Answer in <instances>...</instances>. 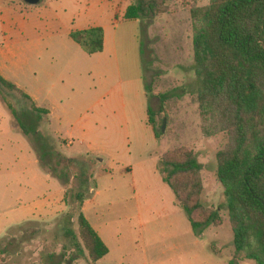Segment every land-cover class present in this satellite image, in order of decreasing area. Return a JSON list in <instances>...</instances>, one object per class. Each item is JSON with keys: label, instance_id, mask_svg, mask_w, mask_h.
Returning a JSON list of instances; mask_svg holds the SVG:
<instances>
[{"label": "rangeland", "instance_id": "374dc122", "mask_svg": "<svg viewBox=\"0 0 264 264\" xmlns=\"http://www.w3.org/2000/svg\"><path fill=\"white\" fill-rule=\"evenodd\" d=\"M73 2L80 4L69 26L103 8L102 0ZM193 2L206 6L210 0H174L167 15L119 22L109 33V47L118 52L111 70L81 69L86 59L59 44L48 46L57 43L49 40L37 50V44L27 43L20 68L9 66L5 75H18L28 95L37 92L34 102L47 114L35 112L30 100L0 82V245L5 252L0 264H92L79 236L75 189L84 190L82 212L109 248L97 264L264 260L254 233L243 252L234 247L231 200L216 174L217 153L229 139L203 132L193 71L188 5ZM150 108L156 113L165 108L161 118L168 116L165 131L160 115L154 118L158 137L149 123ZM178 147L191 149L202 164L203 203L221 210L223 226L194 230L176 204L160 158ZM69 230L77 241L67 236Z\"/></svg>", "mask_w": 264, "mask_h": 264}, {"label": "trees", "instance_id": "16d2710c", "mask_svg": "<svg viewBox=\"0 0 264 264\" xmlns=\"http://www.w3.org/2000/svg\"><path fill=\"white\" fill-rule=\"evenodd\" d=\"M173 1L137 0L128 7L125 19L167 15ZM188 5L193 21V71L203 132L207 137L225 133L229 139L217 153L216 174L231 200L228 214L234 247L238 253L243 252L254 233L264 256V0H210L206 6L195 2ZM70 37L88 55L104 51L105 31L101 27L76 30ZM0 82L31 100L1 75ZM32 106L35 112L47 114L45 109L33 103ZM159 112L148 110L149 123L157 137L160 134L155 116L160 115L161 125L168 119L167 115L161 118L165 108ZM13 114L18 119L15 111ZM160 163L165 170L164 182L174 193L176 204L185 211L191 227L204 230L223 226L221 210L203 203V167L195 153L188 147H178L162 154ZM73 198L81 210L77 218L81 242L91 263L97 264L107 257L109 248L82 212L84 190L75 189ZM76 211L70 218L76 216ZM67 236L77 241L73 230ZM3 253L0 245V260ZM254 259L264 264V260L256 256Z\"/></svg>", "mask_w": 264, "mask_h": 264}, {"label": "crops", "instance_id": "0c3cea01", "mask_svg": "<svg viewBox=\"0 0 264 264\" xmlns=\"http://www.w3.org/2000/svg\"><path fill=\"white\" fill-rule=\"evenodd\" d=\"M76 1L79 2L80 0ZM135 2V0H102L103 8L101 10L93 11L83 17L79 16V25H77V21L74 20L75 25L72 24L69 26L72 10L75 6L79 5L80 2L79 4H76L73 0H44L41 4L32 6L27 4L24 0H0V75L9 82L13 81L14 85L27 94L22 90L25 87H23V83L19 76L11 73L12 77H9L5 75V72H9L11 68H9V66L12 64H16L17 67L21 65V61L27 56H25L27 43L37 44L35 46V50H37V47L41 46L42 40L56 41L57 43L55 45L48 46L55 47L59 44L66 52H74L77 59H86L87 65L82 63L81 69H90V73L91 70L98 71V69L107 68L111 70L117 62L116 58L118 52L116 49H111L109 47V33L113 35L112 29L115 28L119 22L122 24L129 22H143V20L140 19H125L128 7ZM92 27H101L104 29L105 48L103 52L90 56L82 48L83 52L78 48H73L75 46L70 42L73 41L70 34L74 30L80 31ZM73 43L76 42L73 41ZM106 53L109 55L108 59L102 56ZM112 53H114V57H112ZM87 57H97L100 61L92 62V60ZM73 65L79 66V63L76 62L73 63ZM70 68L71 66L68 67V70ZM79 70L80 69L78 68V71ZM22 74H24V70L22 71ZM25 90L27 91V89ZM29 95L33 98V101ZM29 95L28 96L31 98L30 101L36 105L39 96L37 95V92H35L34 95L29 93ZM59 195L61 198V191L59 192ZM85 206L86 205L84 204L83 209H85ZM56 207H60V205L57 204ZM53 211L51 212L56 213L55 210Z\"/></svg>", "mask_w": 264, "mask_h": 264}, {"label": "water", "instance_id": "95a60500", "mask_svg": "<svg viewBox=\"0 0 264 264\" xmlns=\"http://www.w3.org/2000/svg\"><path fill=\"white\" fill-rule=\"evenodd\" d=\"M24 1H25L27 4H29V5L36 6V5L41 4L44 0H24ZM166 124H167V120L165 119V120H164V123H163V131H165Z\"/></svg>", "mask_w": 264, "mask_h": 264}]
</instances>
